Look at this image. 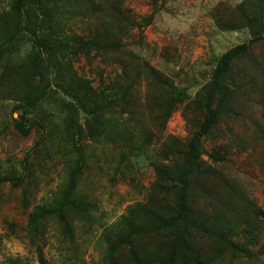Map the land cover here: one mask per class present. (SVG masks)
I'll return each instance as SVG.
<instances>
[{"label":"trees","instance_id":"16d2710c","mask_svg":"<svg viewBox=\"0 0 264 264\" xmlns=\"http://www.w3.org/2000/svg\"><path fill=\"white\" fill-rule=\"evenodd\" d=\"M79 2L68 10V0H15L5 12L0 11V97L20 102L14 105V109L20 110L15 127L27 136L31 128L26 122L34 121L39 126L45 120L49 129L62 133L65 140L66 177L56 192L29 213L28 231L43 235L42 227L57 219L63 238L74 242L77 222L82 229L87 225L89 230L98 209L91 192L75 196L81 174L90 173L85 141L99 146L114 143L120 146L124 158L127 152L129 157L144 155L154 138L151 127L162 131L174 109L185 102L182 111L191 118L187 127L190 136L186 140L166 136L157 151V162L153 155L149 156L154 176L144 202L128 206L126 214L107 226H115L112 234L117 243L113 240L103 262L222 264L220 260L225 256L227 263L242 251L248 256L250 251H246L239 234L245 232L250 242H258L263 227L260 215L264 213L227 177L221 166L229 163L227 157L233 151L245 152L252 160L259 153L258 147H263V161L258 162V170L264 174V128L255 123L252 115L239 113L242 105L236 103H244L238 96L250 91L251 85L264 84V66L251 65L255 63L252 47L264 48V0H242L235 6L242 25L232 22L230 27L247 28L250 39L217 56L209 79L192 97L187 89L176 87L172 79L162 77L155 68L145 66L139 72L130 57L124 58L127 54L122 52L126 47L122 33L130 20L118 6L104 8L108 17L98 18L101 26L96 30H89L86 35L76 33L68 21L74 14L86 15L87 9L78 10ZM86 2L95 6L92 0ZM96 7L101 10L99 5ZM26 40L31 41L32 50L21 58L6 61L5 53L10 56L11 52L6 44L12 47L17 42L25 44ZM112 50L122 57L111 59L118 63L120 71L114 68V80L103 83L101 88L92 86L72 66V60L80 54L100 57L107 63L103 58ZM244 64H250L249 72L239 69ZM133 74H145L154 87L146 95L142 112L137 111L141 106L139 98L130 94L135 81L130 78ZM49 103L55 106L50 109ZM39 111V117L38 114L29 117ZM62 111L70 116L66 123L61 119L59 124L56 116L62 118ZM80 114L84 122H80ZM229 117L238 124L252 125V132L229 130L232 139L227 140L228 148L206 151L204 139L213 138L209 133L220 121L226 124ZM131 125L142 129L135 134ZM31 170L24 165L23 173L13 178V186L17 187L25 178L32 179ZM122 245L127 246L126 252L118 251ZM41 249L38 246V258L45 264Z\"/></svg>","mask_w":264,"mask_h":264},{"label":"rangeland","instance_id":"374dc122","mask_svg":"<svg viewBox=\"0 0 264 264\" xmlns=\"http://www.w3.org/2000/svg\"><path fill=\"white\" fill-rule=\"evenodd\" d=\"M14 1L0 0V11L5 12ZM92 1L95 6L88 5L86 0H80L78 10L87 9L86 15L74 14L73 19L68 21V25L76 33L86 35L89 30H96L101 26L98 18L108 17L104 8L118 6L121 14L124 17L128 15L130 20L125 24L122 33L126 45L122 52L127 54L124 58L130 57L137 65L135 68L141 70L139 72H143L145 66L155 68L162 77L172 79L176 87L187 89L191 97L209 79L217 56L250 39L247 28L230 27L232 22L242 25L235 9L242 0ZM76 2L77 0H68V10L72 5L75 7ZM28 41L25 44L17 42L12 47L6 44L7 51L11 52L10 56L5 53V60L25 56L32 50L31 41ZM251 55L255 62L251 65L260 63L264 66V48L253 46ZM114 56L121 55L116 50L107 52L103 58L107 61L105 63L100 57L80 54L74 57L72 66L79 75L90 80L92 86L101 88L103 83L114 80L115 69L120 71L118 63L111 60ZM249 65H239V69L249 72ZM130 78H135L130 94L139 98L141 106L137 111L142 112L146 95L154 87L145 74H133ZM250 87V91L238 96V100L244 102H236L242 105L239 113L252 115L255 123L264 128V84L256 83ZM184 103L180 102L174 109L162 131L151 127L154 138L144 155L129 157L127 152L124 158L119 152L120 146H115L114 143L99 146L85 141L86 147L93 152L90 154L89 149L85 150L89 154L86 161L90 173L85 171L81 174L80 186L76 189L75 196H85L91 192L92 201L98 210L89 230L87 225L82 229L81 223L75 224L74 242H69L61 235L57 219L42 227L43 235L39 231L33 234L28 231L29 213L47 200L51 193L56 192L66 177L63 164L64 137L62 133L49 129L46 121L42 119L44 127L42 122L39 126L34 121L26 122V126L31 129L27 136L22 135L14 122L20 114V110L14 109V105L20 102L17 99L0 97V264H41L38 246H42L45 264H105L103 260L111 251L113 240L114 244L117 243L112 234L115 226H107L126 214L128 206L144 202L145 192L154 176L152 157L149 156L153 155L157 162V151L166 136H175L182 140L190 136L187 127L190 124L188 119L191 118L185 117L182 111ZM53 106L54 103H49L47 107L51 109ZM63 112L60 113L63 114L62 118L56 116L59 124L61 119L66 123L70 116L69 112ZM40 113H32L29 117L36 114L39 117ZM80 122H84L82 114ZM146 124L148 125L147 122ZM244 125L247 124H238L231 117L226 124L220 121L209 133L213 138L204 139V148L208 152L215 147L220 150L228 148V141L232 139L229 130L240 132L246 129L247 134L252 132V125ZM130 128L134 133L142 129L134 125ZM262 150L263 147H258L259 153L252 160L245 152L233 151L227 157L229 163L221 168L264 213V174L263 170H258V162L263 161ZM24 165L32 169L34 175L32 179L25 178L24 182L14 187L12 180L23 173ZM260 216H263V227L258 242H250V237L245 232L239 234L241 243L247 247L246 251H250L249 255H243L242 251L230 263H227L225 256L220 260L222 264H264V215ZM120 250H127V246H120L118 251Z\"/></svg>","mask_w":264,"mask_h":264}]
</instances>
